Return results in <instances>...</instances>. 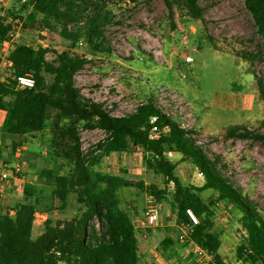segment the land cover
Returning <instances> with one entry per match:
<instances>
[{
  "label": "trees",
  "instance_id": "obj_1",
  "mask_svg": "<svg viewBox=\"0 0 264 264\" xmlns=\"http://www.w3.org/2000/svg\"><path fill=\"white\" fill-rule=\"evenodd\" d=\"M164 1L171 15L177 5L193 19L203 17L204 8L199 0ZM16 2L20 4L0 12V64L2 48L14 30V20L30 30H56L69 45L53 50L51 55L48 47L24 42L9 49L6 58L11 61V72L0 73V111L4 112L0 129L3 135L27 139L49 128L47 147L54 158L65 160L70 167L66 172L60 167H46L40 176L49 186L51 197L61 202V208L74 192L83 209L70 218L47 216L41 231L35 235L40 197L35 186L26 182L24 200L0 209V264H142L135 222L129 210L121 206L118 194L129 181L97 169L111 153L131 152L137 147L143 148L147 167L163 175L165 185L137 181L136 186L147 190L158 201H169L177 209L176 224L189 226V237L216 264L231 263L220 253L222 238L215 228V203L228 204L230 214L242 228L244 234L236 247L241 264H264V216L243 189L223 173L219 155L211 158L197 142L192 135L194 129L175 121L152 100L138 104L127 114H113L103 101L86 96L76 84L77 71L87 63L84 55L73 51L81 37L93 51H111L106 36V27L114 17L111 1ZM244 3L264 40V0H244ZM260 51L245 50L236 54L252 60ZM23 73L35 76V87L17 88L16 77ZM255 76L259 98L264 102V77ZM152 115L157 116L159 126L168 127L159 139L149 138ZM82 128H100L105 132L87 152L82 147ZM227 134L264 142V133L238 124L232 125ZM169 150L180 154V159H170ZM182 160L190 161L203 173L201 185L182 183L176 173L177 164ZM205 189L218 192L214 200L208 202L201 196L200 191ZM188 208L198 217L192 226ZM172 244L171 237L167 236L160 248L165 253ZM190 259L191 256L179 259V264H192Z\"/></svg>",
  "mask_w": 264,
  "mask_h": 264
},
{
  "label": "rangeland",
  "instance_id": "obj_2",
  "mask_svg": "<svg viewBox=\"0 0 264 264\" xmlns=\"http://www.w3.org/2000/svg\"><path fill=\"white\" fill-rule=\"evenodd\" d=\"M110 1L114 17L106 27V36L111 51H93L81 37L73 51L84 55L87 63L77 71L76 84L86 96L103 101L113 114H127L138 104L152 100L175 121L194 129L192 135L197 142L211 158L219 155L223 173L243 189L264 216V142L227 134L236 124L264 133V102L259 98L255 76L264 77V40L244 0H199L204 8L200 19L187 16L177 5L171 15L164 0ZM19 4L16 0H0V12ZM14 21V30L1 51V74L11 72L6 57L16 43L48 47L49 55L69 45L56 30H30ZM259 49L252 60L236 54ZM187 55L193 60L186 61ZM1 116L0 111V126ZM50 136L49 128L27 139L3 135L0 129V160L10 164L22 161L26 181L35 186L40 197L35 235L47 216L70 218L83 209L74 192L61 208V202L51 197L49 186L40 176L46 167H60L62 172L70 167L65 160L54 158L47 147ZM104 136L100 128H82L84 151L95 147ZM11 146L20 149L16 152ZM170 159L178 160L180 154ZM97 169L129 181L118 194L121 206L129 210L135 222L142 264H157L161 257L179 264V259L191 256L185 250L187 244L177 238L181 233L175 221L177 209L169 201H158L136 186L137 181L165 185L163 175L147 167L142 147L131 152H113ZM176 173L184 185L204 182L200 170L188 160L178 162ZM10 192L24 200V191ZM217 193L213 189L200 191L208 202ZM8 199L0 200V205L6 207L5 203L14 202ZM150 204L158 206L161 216L155 225L147 226L145 211ZM214 209L215 228L222 238L220 253L225 261L241 264L236 247L244 234L242 228L230 214L228 204L215 203ZM167 236L173 244L164 253L160 244Z\"/></svg>",
  "mask_w": 264,
  "mask_h": 264
},
{
  "label": "built area",
  "instance_id": "obj_3",
  "mask_svg": "<svg viewBox=\"0 0 264 264\" xmlns=\"http://www.w3.org/2000/svg\"><path fill=\"white\" fill-rule=\"evenodd\" d=\"M193 57L191 55L186 56V61H192ZM8 65H11V61H8ZM36 85V78L32 73H23L19 74L16 77V86L17 88H32ZM168 130V127H161L157 124V116L152 115L150 117V126L148 129L149 138L150 139H159L164 133ZM24 147V146H23ZM20 148H16L19 150ZM175 153L171 150L167 152V156L171 157ZM24 172V165L22 161H16L14 163L3 162L0 165V192L5 193L11 186V179L14 177L17 179V182L13 187L15 190H22L24 189V185L26 183ZM202 175L203 173L200 172ZM187 213L191 220V226L198 222V217L193 212L191 208L187 209ZM161 216L160 209L155 204L148 205L145 211V224L147 226L155 225ZM190 227L183 226L181 227V233L178 235V240L186 243V252L191 253L190 262L192 264H216L212 256L201 246L195 243L189 237ZM157 264H178L176 261L172 259H166L161 257Z\"/></svg>",
  "mask_w": 264,
  "mask_h": 264
},
{
  "label": "crops",
  "instance_id": "obj_4",
  "mask_svg": "<svg viewBox=\"0 0 264 264\" xmlns=\"http://www.w3.org/2000/svg\"><path fill=\"white\" fill-rule=\"evenodd\" d=\"M2 112V111H1ZM3 117H4V112H2V116H1V122H2V119H3ZM12 150H14L13 149V146H11L10 147ZM8 155H10V151L7 153ZM1 163H2V161L0 160V165H1ZM16 182H17V179H15L14 177L11 179V186H10V188L5 192V193H2V192H0V200H4L5 198H9L10 200H12V201H14V202H21V201H23V200H20L19 198H15L13 195H12V193L10 192V191H12V190H14L15 191V188L13 187V185H15L16 184ZM27 182V181H26ZM8 199V200H9ZM13 202V203H14ZM6 205L7 204H12V202H8V203H5ZM1 205H0V209H1Z\"/></svg>",
  "mask_w": 264,
  "mask_h": 264
}]
</instances>
